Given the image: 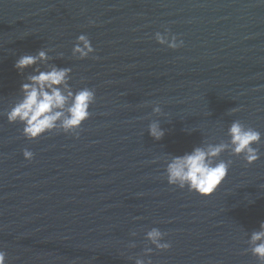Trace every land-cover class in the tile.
I'll use <instances>...</instances> for the list:
<instances>
[{
	"label": "water",
	"instance_id": "95a60500",
	"mask_svg": "<svg viewBox=\"0 0 264 264\" xmlns=\"http://www.w3.org/2000/svg\"><path fill=\"white\" fill-rule=\"evenodd\" d=\"M157 32L184 44L161 45ZM81 34L88 58L73 52ZM41 50L47 64L15 68ZM49 65L71 70L74 92L95 91L78 137L58 126L29 140L7 119L21 84ZM234 122L260 133L255 163L233 153ZM220 144L215 162L230 170L213 195L168 183L173 156ZM261 224L264 0H0L5 264H261L249 243ZM153 228L169 249L147 238Z\"/></svg>",
	"mask_w": 264,
	"mask_h": 264
},
{
	"label": "clouds",
	"instance_id": "9594fccd",
	"mask_svg": "<svg viewBox=\"0 0 264 264\" xmlns=\"http://www.w3.org/2000/svg\"><path fill=\"white\" fill-rule=\"evenodd\" d=\"M155 39L159 44L172 49H178L184 44L176 35L169 37L160 32L155 34ZM95 51L87 35L81 34L77 37L74 54L80 58H88ZM48 59L47 52L43 50L36 55H22L15 62V68L22 71L36 66L41 61L47 64ZM48 69L36 68L35 74L28 77V82L21 84L23 97L7 112V119L10 123H21L23 134L29 140L39 139L58 126L65 132H73L78 137L79 132H75V129L81 128L90 118V106L96 99L95 91L82 88L74 92L68 83L71 72L69 68L49 65ZM155 111L159 112L160 109L156 108ZM149 132L155 139H162L165 134L156 123L149 126ZM229 134L234 154L244 155L250 164L259 159V153L252 147L261 139L259 132L245 129L239 122H234ZM227 147L228 145L224 144L210 145L207 149L197 147L190 153L173 156L166 169L168 183L178 184L180 188L187 187L189 191L197 192L202 196L213 195L229 174L227 162H215V158ZM23 155L27 160H32L34 157V153L28 149H24ZM164 235L158 228L147 232V238L158 249L167 250L171 244L162 243ZM249 243L252 254L264 264V224H261L260 231L251 234ZM6 256L7 253L0 250V264H5ZM137 264H143V261H138Z\"/></svg>",
	"mask_w": 264,
	"mask_h": 264
}]
</instances>
